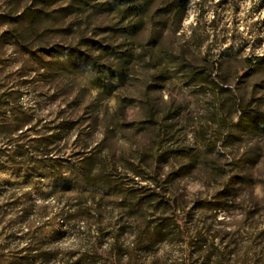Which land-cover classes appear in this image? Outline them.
I'll return each instance as SVG.
<instances>
[{
	"label": "rangeland",
	"instance_id": "374dc122",
	"mask_svg": "<svg viewBox=\"0 0 264 264\" xmlns=\"http://www.w3.org/2000/svg\"><path fill=\"white\" fill-rule=\"evenodd\" d=\"M0 0V264H264V0Z\"/></svg>",
	"mask_w": 264,
	"mask_h": 264
},
{
	"label": "trees",
	"instance_id": "16d2710c",
	"mask_svg": "<svg viewBox=\"0 0 264 264\" xmlns=\"http://www.w3.org/2000/svg\"><path fill=\"white\" fill-rule=\"evenodd\" d=\"M190 0H176L175 2V7L181 11V12H185L188 8V4H189Z\"/></svg>",
	"mask_w": 264,
	"mask_h": 264
}]
</instances>
